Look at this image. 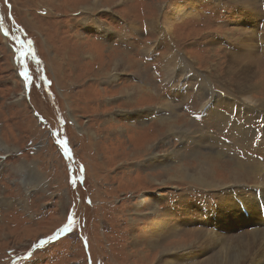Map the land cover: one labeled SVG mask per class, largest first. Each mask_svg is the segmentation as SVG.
<instances>
[{"label":"rangeland","instance_id":"rangeland-1","mask_svg":"<svg viewBox=\"0 0 264 264\" xmlns=\"http://www.w3.org/2000/svg\"><path fill=\"white\" fill-rule=\"evenodd\" d=\"M230 193L264 206V0H0V264L170 263L140 232L235 241Z\"/></svg>","mask_w":264,"mask_h":264},{"label":"bare ground","instance_id":"bare-ground-1","mask_svg":"<svg viewBox=\"0 0 264 264\" xmlns=\"http://www.w3.org/2000/svg\"><path fill=\"white\" fill-rule=\"evenodd\" d=\"M176 18H178V17H176ZM84 41L88 42L85 39H84ZM112 51H114V50H112ZM114 54H115V52H114ZM123 58H126V57H123ZM120 59L115 58V56L110 59L111 60V65H112L111 69H115V71H116V68L118 66H121V64H123L122 63L123 59L122 60H120ZM177 61H178V57L173 54V57H170V60H169L168 63L171 65V67H173L174 64ZM242 71H245L243 73L244 75L245 74L247 75L248 72H249L248 68H245V70H242ZM252 86H253L252 84H250L249 86H244V84H242V86L239 87V91L242 92V95H243L244 98L253 100V98H252L253 97L252 96L253 93L251 92ZM139 87L142 88V87H144V85H142V86L139 85ZM129 88L131 89V91L127 92V95H129V96L130 95H134V93L136 92V90H134L135 86L133 85V86H131ZM201 89H202V87H201ZM204 89H206V88H204ZM205 91L206 90H204V92ZM141 95H142V92H141ZM149 95H151V94H149ZM206 95L208 96L207 93H206ZM204 96H205V94H204ZM130 101H132V100H130ZM254 110H256V109H254ZM158 121H160L162 123V125L166 126L168 132H170V131H172L174 129H177V127H178V124L176 122L177 120H174V122H173L172 118H170V119L161 118ZM165 154H166V152H165ZM200 165L204 166V168H205L207 164L204 163V164H200ZM167 173H168V171H167ZM235 174H237V173H235ZM185 176H187V177H189V176L193 177L194 176V177H196L199 180H206L207 178L210 177V170L206 171L203 175L202 174H191V173L187 174L186 173ZM204 183H206V182H204ZM219 183H220V181H216L214 183V185L215 184L217 185ZM234 197H236V198H234ZM230 198H231V200L234 201V203L238 207V209H239V211L241 213V216L244 219V222H248V224H250L251 226L254 227L253 229H251L250 233L239 237L235 241L234 240L226 241L225 239L216 236L211 231L199 230L198 232L195 233V235H196V238L194 240V241H196L195 244L194 243L180 244L178 246L176 243H173V244L165 243V240L168 237V235L166 237H163L164 236L163 235L164 234L163 231L148 232L149 234H145L143 232H140L141 234H139V236L143 237V238H147V242L144 245H137L139 247H136L137 248L136 251L139 253L140 249H143L144 251L141 253L142 255L145 254V253L156 252V254H158L160 256V259H161V255H164V254L167 255V253H171V252H175V251L176 252L182 251L181 253L178 252V254H175L174 257H171L172 261L170 263L161 262V260H160L159 264H181V263L185 264V263H187L188 260H192V259H193V261L196 264H244V263L245 264H264V210L258 206V202H257L256 199H254V198L246 199L243 196H234V194L231 195V193H230V195L226 194V196L224 198H222L220 203L224 202V200L229 201ZM237 199L241 203H238ZM254 203H255V205H254ZM140 212L142 213V211H140ZM134 218L135 217L130 219L132 224H134V221H135ZM162 226H165V225H162ZM244 231H242V232H244ZM167 232H169V231H167ZM216 232H218V231H216ZM219 233H221V232H219ZM173 234H175V232H172L170 234V238L173 237ZM222 234H224V233H222ZM149 236H150V238H149ZM134 241H135V239H134ZM194 246H196V247H194ZM193 248L197 249L196 251H194V253L191 252ZM205 250L209 251V255L207 257H202V258H200L198 260L197 259L194 260V257H197L199 255L198 254L199 252L201 253V251L203 252ZM213 251H214V253L211 254V252H213Z\"/></svg>","mask_w":264,"mask_h":264},{"label":"snow or ice","instance_id":"snow-or-ice-1","mask_svg":"<svg viewBox=\"0 0 264 264\" xmlns=\"http://www.w3.org/2000/svg\"><path fill=\"white\" fill-rule=\"evenodd\" d=\"M24 54L21 53V56H23ZM23 76H24V79L25 81H28L29 80V75H28V72H27V69H23L22 73H21ZM73 221H72V215L69 214V218H68V224H66L64 226L63 229H61V231H64V230H69L71 228V225H72ZM43 243V242H41Z\"/></svg>","mask_w":264,"mask_h":264}]
</instances>
